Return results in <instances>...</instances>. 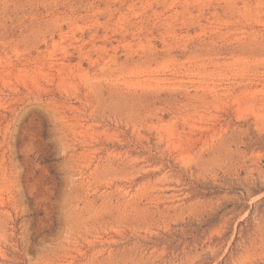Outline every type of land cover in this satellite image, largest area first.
Here are the masks:
<instances>
[{
	"label": "rangeland",
	"instance_id": "obj_1",
	"mask_svg": "<svg viewBox=\"0 0 264 264\" xmlns=\"http://www.w3.org/2000/svg\"><path fill=\"white\" fill-rule=\"evenodd\" d=\"M0 264H264V0H0Z\"/></svg>",
	"mask_w": 264,
	"mask_h": 264
}]
</instances>
